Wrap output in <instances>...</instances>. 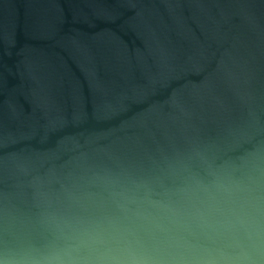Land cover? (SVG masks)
I'll return each mask as SVG.
<instances>
[{
  "label": "water",
  "instance_id": "1",
  "mask_svg": "<svg viewBox=\"0 0 264 264\" xmlns=\"http://www.w3.org/2000/svg\"><path fill=\"white\" fill-rule=\"evenodd\" d=\"M0 264H264V0H0Z\"/></svg>",
  "mask_w": 264,
  "mask_h": 264
}]
</instances>
